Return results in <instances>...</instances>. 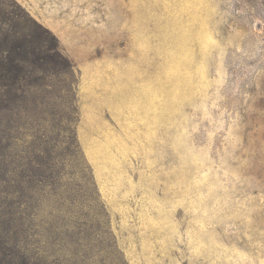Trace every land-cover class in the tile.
Here are the masks:
<instances>
[{
  "label": "rangeland",
  "instance_id": "1",
  "mask_svg": "<svg viewBox=\"0 0 264 264\" xmlns=\"http://www.w3.org/2000/svg\"><path fill=\"white\" fill-rule=\"evenodd\" d=\"M0 264H264V0H0Z\"/></svg>",
  "mask_w": 264,
  "mask_h": 264
},
{
  "label": "bare ground",
  "instance_id": "2",
  "mask_svg": "<svg viewBox=\"0 0 264 264\" xmlns=\"http://www.w3.org/2000/svg\"><path fill=\"white\" fill-rule=\"evenodd\" d=\"M194 35V34H193Z\"/></svg>",
  "mask_w": 264,
  "mask_h": 264
}]
</instances>
